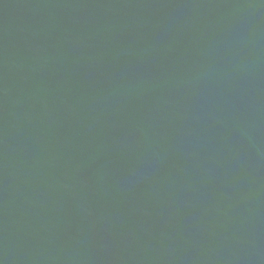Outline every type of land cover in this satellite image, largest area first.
<instances>
[{
  "label": "water",
  "instance_id": "water-1",
  "mask_svg": "<svg viewBox=\"0 0 264 264\" xmlns=\"http://www.w3.org/2000/svg\"><path fill=\"white\" fill-rule=\"evenodd\" d=\"M0 264H264V0H0Z\"/></svg>",
  "mask_w": 264,
  "mask_h": 264
}]
</instances>
